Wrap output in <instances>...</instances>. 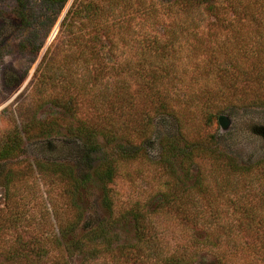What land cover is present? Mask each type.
Here are the masks:
<instances>
[{
	"label": "rangeland",
	"instance_id": "obj_1",
	"mask_svg": "<svg viewBox=\"0 0 264 264\" xmlns=\"http://www.w3.org/2000/svg\"><path fill=\"white\" fill-rule=\"evenodd\" d=\"M256 1L262 2L237 0L239 7H236V12L227 11L214 16L203 11L197 3L185 0H67L62 8L49 6L45 0H26L36 13L34 26L38 29L37 40L41 41L42 46L36 53L19 51L17 43L26 30L19 28L17 18L0 17V47L4 53L0 60V137L14 127L22 129L25 116L34 112L36 117L48 124L58 118L61 121L62 118L65 119L60 109L48 104L42 105L41 96L46 98L47 94L38 92L35 84L38 73L35 74V70L44 56L48 58L50 54L53 55L52 66L77 68V73L70 79L89 81L90 73L87 75L89 71L86 72L83 68L126 63L136 66L140 37L146 35L148 40L155 37L160 41H168L169 35L174 33L176 38L179 37L177 51L174 55L166 51L163 61L177 71L165 81L170 85L182 80L188 82L194 78L190 68L197 66L202 70L208 65L206 54L209 47L205 39L217 34L220 38L226 36L232 45H236V41L243 42L248 35L264 33V28L257 29L262 14L248 15L242 9L240 11V8ZM84 5L86 8H83ZM80 8H83L82 13H74V10ZM69 9L74 23L71 34L61 26ZM119 32L132 37L135 42L131 40L125 43L123 38L110 39ZM73 35L79 37V40L72 41ZM111 40H115V45L111 44ZM94 42L97 44L96 48L101 47L96 61H93L95 58L89 53L93 46L91 43ZM108 48L115 52H106ZM80 49L88 51L85 53L84 63L73 59ZM230 56L220 57L215 62L218 63V70L209 77L205 91L203 88L197 89L199 103L192 106L182 127V134L189 142L205 143L211 135L215 136L217 147L224 155L220 160L206 154L194 156L191 179L186 181V185H190L199 175L203 178V190L200 192H209L212 197L220 192L225 195L228 192H250L248 196L254 195L252 199L256 202V194L252 192L264 190V175L256 164L264 155V141L261 137L264 133V57L259 61L237 52ZM206 73L202 71L196 77L199 83H204ZM111 78L119 81L123 77ZM124 79L132 78L127 76ZM231 83L234 84L233 87L229 86ZM256 98L260 101L254 103ZM208 100L210 103L207 107L205 102ZM220 115L226 118L224 126L218 122ZM155 120V139L149 150L151 156L162 154L158 139L167 134H177L170 119L167 126L159 125ZM168 140L170 139H165L164 142ZM23 144L25 153L4 167V171L12 170L14 178L8 187L0 181V264H51V256L56 259L53 245L58 221L71 218L73 207L69 206L64 194L63 181L57 176L42 178L34 166L32 169L30 165L33 158L43 160L50 152L53 159L60 161L67 153L55 142L43 148L33 146L34 142L28 143L26 140ZM228 158L229 163L247 168L241 169H245L243 173L235 172L234 168L230 170ZM159 167L142 160L132 161L109 184L117 211L140 202L147 213L150 221L147 233L152 236V250H143L151 255L150 260L158 261L165 255L175 254L183 255L187 264H264V255L260 254L261 250L264 253V249L256 247L262 243V237L254 234L244 239L249 247L243 251L231 252L226 249L234 237L226 238L220 234L219 244L213 249L215 254L208 248L201 247L200 242L205 238V228L208 227L206 213L216 210L220 216L217 219L219 224L232 225L233 217L228 215L231 204L217 196L209 203L207 195L193 190L196 204L187 202L186 206L198 214L195 219L189 220L186 215L176 212L177 207L162 201L160 194L164 189L163 184L170 177L161 172ZM179 174L182 178V174ZM228 182L231 186H228ZM99 191L95 185H89L81 191L79 201L85 216L82 224H96L106 216V211L98 205ZM113 230L117 232L121 243L134 240L130 221L117 224ZM20 242L32 248L28 260L18 263L16 260L5 259L6 253ZM39 246L48 250V257L35 252ZM222 254L225 258L220 261ZM259 255H262V259ZM119 263L124 264L123 259ZM68 264L84 263L74 258Z\"/></svg>",
	"mask_w": 264,
	"mask_h": 264
},
{
	"label": "trees",
	"instance_id": "obj_2",
	"mask_svg": "<svg viewBox=\"0 0 264 264\" xmlns=\"http://www.w3.org/2000/svg\"><path fill=\"white\" fill-rule=\"evenodd\" d=\"M45 1L49 6L62 8L67 0ZM185 1L197 3L203 11L214 16L227 11L234 13L237 11L236 7H239L237 0L228 2L220 0ZM85 6L83 8H86ZM83 8L74 10V13H82ZM241 9L248 15L262 14V20L258 21L257 29L264 28V0L240 8V11ZM70 14L69 9L61 26L71 34L74 23ZM5 16L17 18L19 28L26 30L17 43V49L38 52L42 43L37 40L38 29L34 26L37 16L26 0H14L13 2L0 0V17ZM257 32L260 31L257 30ZM169 36L168 41H160L155 37L148 40L146 35L140 37L139 43L137 42L140 49L136 54V66L127 64L124 59L126 64L118 66L94 65L90 69L83 68L84 71H89L87 75L90 73L89 81L70 79L77 73V68L52 66L54 63H51L53 59L51 54L48 58L44 56L37 65L35 74L38 73V75L35 84L38 86V92L47 94L46 98L41 96L42 105L48 104L60 109L65 119L62 118L61 121L58 118V121L54 120L53 123L48 124L36 117V112H34L25 116L22 129L14 127L1 136L0 181L8 187L14 178L12 170L4 171V167L25 153L23 144L25 140L28 143L34 142L33 146L42 148L55 142L67 153L66 157L60 161L53 159L49 151L50 154L43 160L33 158V165L30 163V167L33 169L32 166H34L40 177L57 176L64 182V194L69 206L73 207L71 218L58 221L53 245L56 259H52L51 256V264H68V261L74 258L84 264H120V259H123L124 264H187L183 255L175 254L165 255L158 261L150 260L151 255L143 250H150L152 246L151 233H147L150 221L143 206L139 204L140 202H135L130 207L117 211L109 184L126 164L135 160L159 165L160 171L170 177L163 184L161 199L167 205L177 207L176 212L186 215L189 220L195 219V215L198 214L190 211L186 206L187 202L196 204L195 196L192 195L193 190H196L198 194L207 195L209 203L213 197L217 196L231 204L228 215L233 217L232 225L219 224L217 219L220 216L216 210L206 213L208 227L205 228V238L200 242L201 247H206L215 254L213 249L219 244L220 234L226 238L234 237L226 249L231 252L243 251L249 247L244 239L254 234L262 237V243L255 246L264 249V190L263 192H252L257 197L255 202L252 199L254 195L248 196L250 192H228L226 195L220 192L213 197L209 192H200L203 190V178L199 175L190 185H186V181L191 179L194 156L206 154L213 159L220 160L224 154L217 147L215 136L211 135L209 140L201 143L189 142L182 134L185 118L189 116L192 106L199 101L196 91L199 88H203L204 91L207 89L206 83L209 77L218 70V63H215L218 58H228L237 52L260 61L264 57V33L248 35L245 42L236 41V45H232L226 36L220 38L217 34L205 39L209 47L206 54L208 60L206 68L200 70V67L193 66L190 70L194 78L188 82L179 81L174 85H170L165 79L177 69L165 63L163 59L166 51L171 52L172 55L175 54L179 37L176 38L174 33ZM113 38H123L125 43L132 40V37L125 36L122 32L110 39ZM75 40H79V37L73 35L72 41L75 42ZM111 41V44L115 45V40ZM132 41L135 42V40ZM91 45L93 46L89 49V53L92 58H95L93 61H96L100 56L101 47L96 48L95 42ZM109 51L115 52L111 49L106 52L112 53ZM85 53L88 51L84 52L80 49L73 59L84 63ZM3 54L0 47V60ZM202 71L207 72V78H204V83H199L196 77ZM117 76H122L123 80L114 81L115 79L111 78ZM127 76L132 79H124ZM262 78H264V71H262ZM233 85L229 84L230 87ZM253 101L254 103L259 102L260 99L256 98ZM205 103L208 107L210 101ZM168 119L175 125L177 134H167L162 139L160 138L161 140L158 139L162 154L151 156L149 150L155 139L154 120L159 125L167 126ZM261 137L264 141V133ZM165 139L170 140L164 142ZM227 162L230 170L234 168L235 172L243 173L245 169H241L247 168L229 163V158ZM256 164L264 175V155L258 159ZM227 184L230 185L229 182ZM89 185H95L100 190L98 205L106 211V216L98 220L96 224L81 223L85 216L79 199L81 191ZM124 221H130L132 224L134 231L132 242L121 243L117 232L113 230L117 224ZM1 229L0 224V232ZM31 249L27 244L20 242L8 251L4 258L16 260L18 263L27 261ZM35 252L40 256H49L48 250L43 246L37 247ZM260 254L264 255L263 250ZM262 255H259L261 259ZM221 257L219 259L223 261L225 255L222 254Z\"/></svg>",
	"mask_w": 264,
	"mask_h": 264
},
{
	"label": "water",
	"instance_id": "obj_3",
	"mask_svg": "<svg viewBox=\"0 0 264 264\" xmlns=\"http://www.w3.org/2000/svg\"><path fill=\"white\" fill-rule=\"evenodd\" d=\"M218 122H219V124L221 125V126H224V125H226V118L223 116V115H220L219 117H218Z\"/></svg>",
	"mask_w": 264,
	"mask_h": 264
}]
</instances>
